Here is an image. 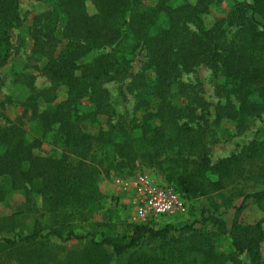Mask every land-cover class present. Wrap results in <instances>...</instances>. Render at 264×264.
Returning <instances> with one entry per match:
<instances>
[{
	"label": "trees",
	"instance_id": "16d2710c",
	"mask_svg": "<svg viewBox=\"0 0 264 264\" xmlns=\"http://www.w3.org/2000/svg\"><path fill=\"white\" fill-rule=\"evenodd\" d=\"M46 2L27 35L50 86L38 91L32 75L16 80L29 89L23 106L40 135L31 139L8 120L0 126V264H264V140L211 158L222 121L234 122L240 135L251 120H264V0ZM223 2L227 14L207 25L205 16ZM22 24L20 0H0V70L18 50L13 31ZM140 52L145 60L133 73ZM200 65L221 76L234 99L211 122L200 84L183 80ZM127 79L131 119L117 113L105 86ZM61 87L66 97L58 101ZM46 141L60 154L36 153ZM139 166L160 173L189 202L220 196L225 210L239 213L252 200L263 218H236L227 230L216 205L200 219L160 227L114 222L113 210L91 224L105 207L102 174L132 175ZM19 191L24 199L1 214ZM89 224L93 230L81 233ZM226 234L230 247L221 249ZM71 240L86 241L71 248Z\"/></svg>",
	"mask_w": 264,
	"mask_h": 264
},
{
	"label": "rangeland",
	"instance_id": "374dc122",
	"mask_svg": "<svg viewBox=\"0 0 264 264\" xmlns=\"http://www.w3.org/2000/svg\"><path fill=\"white\" fill-rule=\"evenodd\" d=\"M146 4H150L152 0H144ZM49 4L46 0H20V15L23 19L22 27L13 31V41L18 46V50L12 55L9 62L0 70V103L5 102L0 113H3L5 118L0 119V126L6 124V121L15 122L24 126L31 139L38 137L40 133L37 129L35 120L31 118L30 109L23 106L26 98L30 95L29 89L22 82H17L18 75L34 76V86L38 91H41L50 86V81L41 73L43 62L32 55V41L27 35L28 27L30 26L33 17L47 9ZM90 13L95 12V8L91 3H88ZM229 11L227 2H223L220 6L212 7L209 14L204 18L207 25L213 24L215 21L224 17ZM145 60L144 52H140L132 65L131 71L137 73L142 69L143 61ZM127 81H110L106 83V88L109 91L110 102L114 106L118 114L131 119L134 115L135 99L132 93L127 91ZM183 80L189 83H199L202 89V95L208 102L207 118L211 121L215 119L216 112L219 107L226 103L233 96L227 91L224 80L221 76H215L213 71L205 65H200L193 73L186 74ZM66 90L61 87L58 92V101L64 100ZM9 99V101H8ZM216 137L218 141L211 145V158L213 161L229 156L232 153H238L242 147L252 140H264V120L255 118L248 123V128L240 135H235V123L229 120H224L220 126L216 128ZM61 150L56 148L50 142H44L36 153L42 155L60 154ZM149 178L155 182H165L160 173L153 169L139 166L134 170L132 175L110 173L102 174L99 180V190L105 196L103 210L95 214L91 224L107 221L109 215H112L109 210L115 213L114 222L124 220L137 223L135 220L136 211L133 201V185L141 178ZM261 182H254V189L261 188ZM246 191H250L247 189ZM24 199V192L19 191L12 193L9 198V203L1 207V214L7 215L13 211L15 202ZM242 198L234 200L235 205H240ZM218 206L222 217L225 220L227 230H230L234 219L242 224H250L259 221L263 218V213L258 209L252 200H248L245 207L236 213L234 209L225 210L224 201L220 196H214L210 199L199 198L193 199L188 203V212L181 218V221L191 222L200 219L202 211ZM180 218H171L172 221ZM83 225L80 227L81 233L92 231V226ZM31 227V222H28ZM264 228V223L262 224ZM216 225L210 224L209 228L213 229ZM120 231V227L118 228ZM100 239V236H97ZM86 240H71L67 242L68 247L75 248L82 246ZM230 247V238L226 234L221 243V249ZM262 254L264 257V243L262 244Z\"/></svg>",
	"mask_w": 264,
	"mask_h": 264
},
{
	"label": "built area",
	"instance_id": "2783aa9c",
	"mask_svg": "<svg viewBox=\"0 0 264 264\" xmlns=\"http://www.w3.org/2000/svg\"><path fill=\"white\" fill-rule=\"evenodd\" d=\"M133 201L137 223L160 227L178 223L188 212L189 201L167 182H155L147 177L133 185ZM180 218L172 221L171 218Z\"/></svg>",
	"mask_w": 264,
	"mask_h": 264
}]
</instances>
